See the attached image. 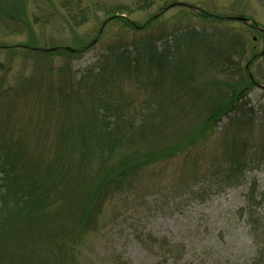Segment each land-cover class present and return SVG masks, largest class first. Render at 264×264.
<instances>
[{"label":"trees","instance_id":"1","mask_svg":"<svg viewBox=\"0 0 264 264\" xmlns=\"http://www.w3.org/2000/svg\"><path fill=\"white\" fill-rule=\"evenodd\" d=\"M2 1L0 13L19 29L33 32L32 25L49 23L41 14L23 18L21 0ZM36 1L45 13L44 0ZM57 2L54 16L76 26L91 14L81 0ZM94 8L107 15L103 26H119L112 34L104 27L94 39L107 46L92 71L78 78L62 68L69 77L60 86L46 87L52 71L25 85L40 94L37 107H46L50 119L29 136L20 132L19 117L10 121L12 108L0 112V264H84L88 237L108 226V215L122 216V202L142 198L156 166L184 156L194 171V155L217 137L219 166L212 174L223 181L239 183L264 161V118H255L250 100L264 79V51L256 52L255 37L229 28L242 21L259 31L256 23L198 10L195 21L138 35L160 16L140 26L124 8L100 2ZM32 43L24 47L37 56L69 61L92 46L45 50ZM4 83L0 100L8 99ZM127 83L135 86L137 103L126 95ZM248 202L247 223L258 244L252 264H264V220L253 209L264 202V193L253 188ZM153 240L165 255L177 248L165 238Z\"/></svg>","mask_w":264,"mask_h":264},{"label":"rangeland","instance_id":"2","mask_svg":"<svg viewBox=\"0 0 264 264\" xmlns=\"http://www.w3.org/2000/svg\"><path fill=\"white\" fill-rule=\"evenodd\" d=\"M21 1L24 7L21 3L17 6L23 8V18L27 16L29 20L34 13L41 14L46 15L45 20L49 23L45 27L32 25L34 30L31 32L27 26L19 29L17 23L0 13V64L4 66L3 70L0 69V80L5 82L4 93L8 97L0 100V112L5 113L12 108L10 121L14 116L15 120L19 117L23 124L20 132L29 136L38 130V123L42 127L43 120L46 117L50 119V116L44 112L46 107H37L40 94L25 88L28 80H33L34 76H48L52 71L54 76L46 87L55 88L69 77L60 69L68 68L72 76L80 78L91 72V68L101 60L107 45L103 41H93L104 29L107 15L96 11L94 6L98 2L109 8L126 9L127 18L140 26L160 16L154 26L143 29L138 35L157 33L161 28L171 29L173 25L195 21L193 13L198 10L244 17L248 24L256 23L260 30H249L242 21L229 28L232 33L240 35L243 32L248 38L255 37L256 52L264 51V0H104V3L101 0H81L82 7H88L91 14L79 26L66 22L59 15L54 16L53 7L59 10L57 0L40 3L44 5L45 13H40L36 0ZM12 7L16 5L13 3ZM117 26L108 25L105 30L112 34ZM29 42L45 50L92 46L69 61L63 55L37 56L24 47ZM260 61L264 69V59ZM246 64L247 60H244L243 66ZM260 82L261 85L252 90L250 100L255 118L262 121L264 79ZM134 91L135 86L127 83L126 95H131L137 103ZM39 92L42 96L46 90ZM226 123L225 119L221 131ZM219 157L217 137L206 144L203 154L201 151L194 155V171L184 156L156 166L139 194L142 198L122 202V216L116 219V212L108 215V226L88 237L84 264H252L258 244L247 223V210L250 209L248 194L253 188L258 194L264 193V161L253 164L239 183H227L212 174L219 166ZM253 209L264 220V202ZM153 238H165L177 248H173L171 255H165Z\"/></svg>","mask_w":264,"mask_h":264},{"label":"water","instance_id":"3","mask_svg":"<svg viewBox=\"0 0 264 264\" xmlns=\"http://www.w3.org/2000/svg\"><path fill=\"white\" fill-rule=\"evenodd\" d=\"M240 19H243V18H240Z\"/></svg>","mask_w":264,"mask_h":264}]
</instances>
